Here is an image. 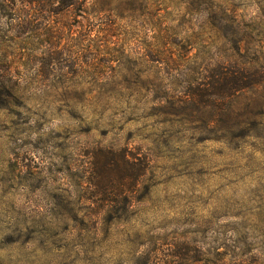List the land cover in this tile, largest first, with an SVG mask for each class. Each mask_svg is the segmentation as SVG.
Here are the masks:
<instances>
[{"label": "rangeland", "instance_id": "374dc122", "mask_svg": "<svg viewBox=\"0 0 264 264\" xmlns=\"http://www.w3.org/2000/svg\"><path fill=\"white\" fill-rule=\"evenodd\" d=\"M67 1L0 0V264H264V0Z\"/></svg>", "mask_w": 264, "mask_h": 264}, {"label": "trees", "instance_id": "16d2710c", "mask_svg": "<svg viewBox=\"0 0 264 264\" xmlns=\"http://www.w3.org/2000/svg\"><path fill=\"white\" fill-rule=\"evenodd\" d=\"M71 2H72V1L68 0V1L66 2L67 6H69V5L71 4ZM63 10H65V9H63Z\"/></svg>", "mask_w": 264, "mask_h": 264}]
</instances>
